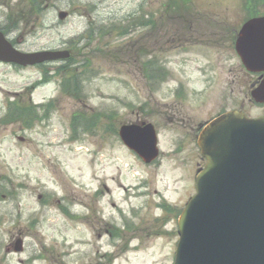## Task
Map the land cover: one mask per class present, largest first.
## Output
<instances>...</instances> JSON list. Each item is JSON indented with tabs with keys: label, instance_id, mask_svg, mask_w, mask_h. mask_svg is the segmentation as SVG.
I'll list each match as a JSON object with an SVG mask.
<instances>
[{
	"label": "rangeland",
	"instance_id": "374dc122",
	"mask_svg": "<svg viewBox=\"0 0 264 264\" xmlns=\"http://www.w3.org/2000/svg\"><path fill=\"white\" fill-rule=\"evenodd\" d=\"M8 3L0 29L16 50H70L87 68L67 95L61 63H0V264H174L199 126L223 111L264 117L234 46L247 0H60L40 19ZM253 8L264 16V0ZM11 104L30 112L9 119ZM140 122L158 133L151 165L118 135Z\"/></svg>",
	"mask_w": 264,
	"mask_h": 264
},
{
	"label": "water",
	"instance_id": "95a60500",
	"mask_svg": "<svg viewBox=\"0 0 264 264\" xmlns=\"http://www.w3.org/2000/svg\"><path fill=\"white\" fill-rule=\"evenodd\" d=\"M67 12H60L65 20ZM235 49L249 73L263 74L252 90L264 104V17L247 21ZM69 51L22 53L0 30V62L21 67L68 60ZM123 144L145 164L159 158L152 124L124 125ZM197 145L205 166L196 176V194L178 219L174 264H264V117L239 111L224 113L204 126ZM14 251H23L18 239Z\"/></svg>",
	"mask_w": 264,
	"mask_h": 264
},
{
	"label": "trees",
	"instance_id": "16d2710c",
	"mask_svg": "<svg viewBox=\"0 0 264 264\" xmlns=\"http://www.w3.org/2000/svg\"><path fill=\"white\" fill-rule=\"evenodd\" d=\"M12 0H0V4L3 3L4 5H9L10 2ZM17 1V8L24 13V12H27L29 15V17L33 16L35 18H38L40 19L41 16L43 15V12L48 8L50 7L51 5H53L55 2H59L60 0H16ZM185 2V1H183ZM256 0H247V4H246V9L248 10V18H252V17H257L258 14H256V10L253 8V4H255ZM171 2L169 4H165L164 8H166V10L168 12H170L169 10L171 9L172 5H170ZM22 12L21 14H19L20 17H22ZM172 13V12H171ZM169 15V14H168ZM12 17V15H11ZM152 17V16H151ZM25 21V19H22L20 20L19 19V23ZM152 21V20H151ZM129 23H133L134 25V19L133 18H130L128 21H127V24ZM147 23H152L150 21H148ZM142 26L145 25V22L142 21ZM112 29L111 31H117L114 27L116 26H111ZM128 28H123L124 31L123 33L120 35V36H124V35H127L128 34ZM102 30V28H101ZM5 33V31H4ZM92 32H90L89 35H91ZM120 34V33H119ZM106 34H100V40H103L104 37H105ZM81 39H86V38H83V36L81 37ZM80 40V39H79ZM76 61H78L77 57L75 56V54L73 53L72 57L69 59V61H67L65 64H62L60 67L57 68V71L58 72H61V75L63 76L64 78V84L62 86V91L64 94H67V95H72L73 93H78V90H79V77H78V74H79V71L80 70H83L86 67V62H82V63H76ZM150 66V62H148L146 64V68L148 69L149 71V67ZM76 72V73H75ZM82 72V71H81ZM80 72V73H81ZM150 72H151V69H150ZM74 73V74H72ZM72 74V75H71ZM46 75L47 74H44L45 76V80L40 82L39 84L41 83H46L48 80V78H46ZM71 78V79H69ZM11 108L9 109V119H14L15 121L17 120H21L22 118H26L27 117V113L28 111L30 112V108L27 109V112H26V108L25 107H18L16 106L15 104H11ZM49 106V105H47ZM113 121V119H112ZM163 208H165V210L168 208L166 207V205L162 206ZM170 209H167L166 211L169 212ZM171 211V210H170ZM180 213V212H179ZM178 213V215H179ZM115 230V228L112 227L111 230ZM113 230V231H114Z\"/></svg>",
	"mask_w": 264,
	"mask_h": 264
},
{
	"label": "flooded vegetation",
	"instance_id": "af4514ba",
	"mask_svg": "<svg viewBox=\"0 0 264 264\" xmlns=\"http://www.w3.org/2000/svg\"><path fill=\"white\" fill-rule=\"evenodd\" d=\"M209 121H210V120H209ZM141 123H143V122H141ZM205 123H207V122H205ZM205 123H204V124H205ZM202 125H203V124H201L200 126H202ZM200 126H199V127H200ZM199 130H200V128L198 129V132H199ZM197 136H198V133H197V135H196V139H197ZM107 233H110V231H107Z\"/></svg>",
	"mask_w": 264,
	"mask_h": 264
}]
</instances>
